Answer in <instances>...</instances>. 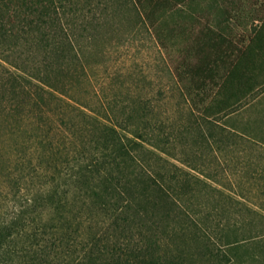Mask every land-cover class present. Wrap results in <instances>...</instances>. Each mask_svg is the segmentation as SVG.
Masks as SVG:
<instances>
[{
    "label": "trees",
    "instance_id": "obj_1",
    "mask_svg": "<svg viewBox=\"0 0 264 264\" xmlns=\"http://www.w3.org/2000/svg\"><path fill=\"white\" fill-rule=\"evenodd\" d=\"M188 1L132 3L154 25ZM84 2L0 0V264H264V194L211 170L225 142L258 144L221 122L252 86L246 54L201 31L156 100L141 75L95 69ZM178 94L180 118L159 102Z\"/></svg>",
    "mask_w": 264,
    "mask_h": 264
},
{
    "label": "rangeland",
    "instance_id": "obj_2",
    "mask_svg": "<svg viewBox=\"0 0 264 264\" xmlns=\"http://www.w3.org/2000/svg\"><path fill=\"white\" fill-rule=\"evenodd\" d=\"M92 1L93 11L88 17L99 22L98 30L94 32L97 35L96 55L92 58L95 69L101 71L107 66L114 73L141 75L140 86L144 88V93L156 100L159 99V89L169 83L167 70L174 69L182 58L181 49L194 45L196 35L201 31H204L207 41H212L215 47L218 43L222 50L228 41L232 44L236 41V47L245 44L258 28L256 23L264 21V0H189L176 8L172 16L160 18L154 25L138 18L132 0ZM175 23L181 25L176 28L177 31L188 27L189 38L184 40L179 34L175 40L166 41V48H163L156 33L159 30L168 31ZM82 33L88 36L93 32ZM230 51V48L226 49L229 60H233L235 54L231 55ZM159 102L165 104L163 107L169 112H175L176 118L181 117V109L187 108L179 94L168 103L164 100ZM260 110L250 106L221 121L240 132L258 134L256 139L260 143L254 144L245 139L239 148H235L234 139V142H225L223 151L212 153L214 156L211 158L214 162L211 170L226 172L225 179L241 182L242 192L252 199L264 194V190L260 189H264V143L261 142L263 136H259L264 132V121L259 118ZM250 133L249 136L252 135ZM245 229L250 231L251 228ZM220 250L227 251L225 248ZM217 263L225 264L223 260ZM197 264L204 263L200 261Z\"/></svg>",
    "mask_w": 264,
    "mask_h": 264
},
{
    "label": "crops",
    "instance_id": "obj_3",
    "mask_svg": "<svg viewBox=\"0 0 264 264\" xmlns=\"http://www.w3.org/2000/svg\"><path fill=\"white\" fill-rule=\"evenodd\" d=\"M256 24H259L258 28L247 38L248 41L245 44L236 47V41L234 44L228 41L227 44L222 46V49L226 51L230 48V53L236 56H241V53L246 54L241 70L246 73L251 72L253 76L251 88L246 87L244 92L236 97V101L232 100V103L236 102L238 105L236 113L247 110L250 106H253V108L259 107L261 109L259 118L264 121V21H258ZM250 134L255 136V142L260 143L256 139L258 134H254V132ZM259 136H263L261 142L264 143V132Z\"/></svg>",
    "mask_w": 264,
    "mask_h": 264
}]
</instances>
